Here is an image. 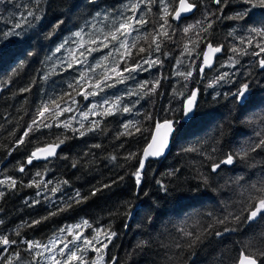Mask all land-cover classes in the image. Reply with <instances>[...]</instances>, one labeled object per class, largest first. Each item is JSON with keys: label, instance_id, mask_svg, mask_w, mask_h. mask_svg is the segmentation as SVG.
Listing matches in <instances>:
<instances>
[{"label": "trees", "instance_id": "obj_1", "mask_svg": "<svg viewBox=\"0 0 264 264\" xmlns=\"http://www.w3.org/2000/svg\"><path fill=\"white\" fill-rule=\"evenodd\" d=\"M131 2L134 0H39L38 5L36 0L0 2V181L7 177L16 181L15 187L0 185L3 193L0 236L16 241L0 245V264H7L10 257L12 264H34V261L45 264L43 256L35 255L43 253L42 247L26 251V242L44 245L60 235L68 236L66 230H60L85 220L92 229L102 230L101 244H108L101 249L104 257L101 264H231V258L244 245H251L250 251L261 246L264 217L251 223L230 220L226 225H217L211 235L193 248L175 247L178 241L187 243L179 228L196 233L213 222L214 217L223 218L229 212L239 214L251 185L264 182V150L258 149L247 160L235 157L232 165H221L217 172L211 171L213 162L249 142H258L260 137L256 134L264 130V69L259 64L264 53L259 57L251 54L259 52L255 46L259 37L252 44L247 43L251 27H264V10L253 9L243 0H222L219 5L213 0H191L196 8L190 14L177 21L168 17L169 36L158 37L160 50L155 51L152 35L147 34L154 35L163 21L162 5L153 0L151 4H141L137 10V16L144 13L149 22L127 37L129 42L138 38L131 57L121 59L123 49L115 52L112 44L104 48L99 40L96 45L82 40L83 50L90 47L98 50L87 53L81 63L69 59L75 32L91 27L86 36L102 40L103 33L118 26L123 17L132 15L128 10ZM176 2L165 0L170 10ZM246 8L249 14L243 20L229 18ZM27 10L36 11L41 19L29 18L31 26L16 29L20 35L4 36L22 14L27 15ZM60 21L63 23L53 31ZM189 25L194 27L185 33ZM145 35L147 39L143 38ZM208 42L220 46L222 51L199 76L200 55ZM61 44L65 47L56 52ZM140 47L147 51L140 53ZM233 47L246 49L248 54H234ZM157 58L160 62L152 67L144 63ZM96 60L102 65L101 69L96 67L100 69L98 76L91 71ZM69 62L73 63L72 68L67 67ZM137 63L141 68L124 72L128 78L123 83H117L111 73L112 78L106 82L111 87L102 84L103 91L92 87L97 79H102L106 69L118 65L123 71ZM188 71L192 76L187 79L178 75ZM224 73L227 77L218 80ZM157 80L159 85L149 93ZM144 82H148L147 87L140 89ZM243 83L249 84V91L247 100L240 103L232 94ZM23 88L30 90L21 92ZM90 91L98 94L87 98L78 94ZM192 91L197 92L196 105L192 118H185L182 101ZM64 93H70L71 98ZM62 95L63 101L58 100L61 108L72 110L55 120H46L50 127L34 125L24 143L18 144L37 118V110ZM117 98L121 110L110 116L102 115L109 106L104 101L110 104ZM123 106L131 111L123 112ZM93 108L94 112L90 111ZM84 113L87 119L83 118ZM149 115L151 120L146 119ZM164 119L175 122L169 150L162 157L145 161L137 187L132 173L150 136L143 129L150 131L157 120ZM93 121H99L100 127L87 131L93 127ZM128 122L135 125L128 129L134 134L121 135L125 132L123 125ZM65 123L70 127H64ZM136 127L142 131L136 132ZM81 131L85 135L81 136ZM60 141L63 143L54 156L27 163L37 147ZM190 146L199 151H184ZM130 153H135V157L126 159ZM21 166L23 172L19 170ZM201 173L209 177L207 186L199 179ZM95 189L100 190L93 195ZM77 192L87 199L81 200ZM224 227L235 231L225 233ZM215 230L223 234L217 237ZM105 231L116 233L111 242L103 234ZM142 241L146 243L141 245ZM16 252L20 253L19 259L14 256Z\"/></svg>", "mask_w": 264, "mask_h": 264}, {"label": "snow or ice", "instance_id": "obj_2", "mask_svg": "<svg viewBox=\"0 0 264 264\" xmlns=\"http://www.w3.org/2000/svg\"><path fill=\"white\" fill-rule=\"evenodd\" d=\"M0 2H3V0H0ZM37 5L39 4V0H36ZM153 0H134V2H131L128 5V10L131 11L132 15L123 17V19L119 22L118 26L112 27L107 33H103V39L100 40L99 37H96L94 39H90L89 43L92 45H96L98 40L101 47L107 48L109 47V44L113 45V50L115 52H120L121 49H123V52H120L121 59L129 58L132 55L131 49L136 47L137 45V39H133L131 42L127 39L129 35L133 31H139V28L146 25L149 21L146 19V16L144 13H141L137 16V10L140 8L141 4H151ZM160 4L162 5L161 11L162 15L160 19L163 21V23H160L158 25V28L155 30V34L148 33L147 35H152V44H155V51L160 50V43L158 42V37H165L168 38L169 33L167 31V28H170L171 25L169 24L168 17L171 16L172 19L178 20L182 13L190 12L194 8H196V4L191 2V0H178V6L174 7L170 10L169 4L165 3V0H159ZM214 2L219 5L221 4L222 0H214ZM243 3L246 5H250L251 8H259L264 10V0H243ZM26 7V6H25ZM151 9L149 8V12ZM249 14L248 9L246 8L242 12L236 13L233 17H229L230 19H236V20H243L247 15ZM99 15V13L97 14ZM29 18L35 19L39 21L41 19V16L37 14L36 11L33 10H27V15H21L18 22L15 23L14 27L10 29L8 32L4 33V36H16L20 35L19 32L16 31V29H21L24 25L31 26V20ZM107 18V17H106ZM60 23H63V21H60L57 25L54 26L53 31H55L56 28L60 26ZM200 23V22H198ZM194 26L189 25L184 29L185 33H188L192 30ZM208 27H211V24L208 25ZM203 31H207V29H203ZM249 37L247 39L248 44H252L253 39L255 37L260 38V42H258L255 46L259 49V52H253L252 55L260 56L261 53H264V27H251L249 30ZM51 35V33H50ZM147 35H145L143 38L147 39ZM74 36L77 38H80L82 36L81 31H77L74 33ZM77 42L78 41H74ZM242 43L244 41H241ZM67 43V42H65ZM118 44L119 47H115V45ZM65 45L61 44L59 47H57L56 52H59L61 48H64ZM79 47H83V44H79ZM98 48L90 47L87 48L86 51L91 54L93 51H97ZM147 51L144 47L139 48L140 53H144ZM185 51L188 52L189 50L187 47L185 48ZM222 51V48L220 46H214L211 42L207 43V50L203 52V63L200 66V71L203 72L205 67H208L212 64V57L215 53H219ZM231 51L239 54H248L246 49H238L236 47H233ZM191 53L189 52V55ZM80 57H84L85 53L80 52ZM109 56L112 55L110 52L108 54ZM70 59L71 61L75 63H81L82 61L77 58L75 55V51H71L70 53ZM103 59H107V57H104ZM232 57H229V60H231ZM159 58L156 60H145L144 63L148 64L149 67H152L156 63H159ZM179 62V61H178ZM260 67L264 69V58L259 60ZM101 65L98 63L95 67H91V71H95L96 67H100ZM68 68L73 67V63L69 62L67 64ZM141 68L140 64H136L135 67H125L123 71L119 70V66H113L110 70L106 69L102 74V79H97L95 83L92 85V87L99 89L100 91H103V88L101 87L102 84L105 86L111 87L112 85H108L106 82L111 79L112 77L109 76V71L113 73L116 77L117 83H123L124 80H126L128 77H125L123 75L124 72H134L137 69ZM178 75L184 76L185 79L192 76V72L188 71L187 73H178ZM227 73L222 74L217 79L223 80L227 77ZM84 74H81V79H83ZM80 81H77V84H79ZM148 85V82H144L143 84L139 85L140 89L146 88ZM159 85V80L155 81L152 84L151 89H149L150 92H154L156 87ZM69 87L72 88L73 85L69 84ZM29 88H23L20 91L25 92L29 91ZM249 91V84L243 83L239 87V89L233 93V97L240 103H243L247 100V93ZM80 95H84L85 98L87 96L92 95L95 96L98 93L96 91H90L87 93L80 92L78 93ZM135 94L134 92H129V95ZM148 94V93H145ZM63 95H68L70 97V93H64ZM63 95L58 98H53L49 102L45 103L41 108L37 110V118H34L32 121V124L28 126V129L24 132L23 136L19 138L17 141L18 144L24 143V138L29 135V133L33 130V126L35 125L37 128L42 124L44 127H50L51 125L48 123H45L48 119L55 120L57 117L63 114V112L71 111L72 109L70 107L61 108L60 103H58V100L63 101ZM179 95L183 96V93H180ZM196 97L197 92L192 91L190 95L186 97L182 101V110L184 112L185 118H192V114L194 112V108L196 105ZM71 98V97H70ZM73 103H75V100L73 99ZM105 104H108L109 106L104 109L102 115L104 116H110L113 115L114 112L120 111V98H117L116 101H113L109 104L107 100L104 101ZM95 107V106H94ZM90 111L94 112V108L90 109ZM123 112H129L131 109L128 106H123L122 108ZM84 119H87V114H82ZM146 119L151 120V115L147 116ZM93 127L87 129V131H93L100 127L99 121H93L92 122ZM175 122L173 120L164 119V120H157L154 124V127L149 131V129L145 128L143 131L149 132L150 140H147L146 146L143 149V154L139 158L138 167L136 168L135 172L132 173V175L135 177V183L137 187L141 184L142 179V173L145 168V161L149 157H159L162 156L166 149L169 146L171 137L174 133L175 129ZM64 127L68 128L70 127V124L65 123ZM84 125L81 124V128H83ZM125 132L121 133V135L127 134V135H133L134 133L131 131H128V129L135 127L133 122H128L123 125ZM136 132H141V128L136 127ZM80 135H85V132L81 131ZM259 138L258 142H249L243 146H241L238 150H236L234 153L228 154L224 159L219 160V162H213L211 164V171L213 173L217 172L218 169L221 168V165H232L234 163L235 157H239L241 160H247L251 157V154L253 152H256L259 150H264V130H261L260 132H257L256 134ZM63 141H60V143H52L47 144L44 147H37L31 155L28 157L27 163L31 164L34 159H40V158H47L54 156L56 154V149L62 144ZM95 147H99V145H95ZM184 151H199V149L195 146H190ZM215 151V149L213 150ZM135 153H130L126 159H131L135 157ZM209 159H212V157L209 155ZM112 159H115L113 156ZM76 166L75 164L73 165ZM21 172L24 171L23 166L19 169ZM173 173H169V175H172ZM39 175V174H37ZM123 179V177H121ZM199 179L201 182L207 186L209 184V177L208 175L201 173L199 176ZM7 183L8 186L15 187L16 181L12 179L11 177H7L6 180L0 181V185ZM64 183H67L65 181ZM158 184H160V181H157ZM110 185H104V187H109ZM162 188H164L163 185H161ZM100 189L93 190V195L96 194L97 191ZM166 191L167 189L164 188ZM53 191H56V189H53ZM39 194V193H38ZM3 193L0 192V196H2ZM77 197H80V193H76ZM81 200L87 199V197H80ZM79 202V201H78ZM246 213V215H245ZM54 214V213H53ZM128 215H131V213H127ZM212 214L209 213V216ZM257 217H264V182H260L259 184H253L251 185V191L248 194L247 201L244 202V205L241 209V212L239 214L234 215L233 213L229 212L227 215H225L223 218H213V222L207 224L206 227L202 228L200 231L193 233L192 231L187 230V228L181 227L178 229V231L181 233V237L187 241L186 244H182L180 241H178L175 245L176 248L181 247H188L193 248L197 244L202 243L203 240L206 238L207 235H211L213 233V230L216 229L217 225H226L230 220L234 223H251L252 221L256 220ZM40 221H34L33 223H39ZM199 222L197 221V224ZM83 226L90 227L88 224V221H83ZM195 226V225H193ZM75 228H80L81 225H75ZM68 231L69 234H72V227H69L67 229H61L60 231ZM96 235L92 236L91 238H88L86 236H83L82 233L76 232L73 236V241H70L68 243H64L63 248H60V254L64 255L65 249L69 248V243H73L74 241L83 239V244L78 247L77 250H71L69 249L66 259L63 261L56 258L55 255H50L47 257V259L51 262V264H101V261H103V254L101 249H106L108 247L107 243H102L99 240V236L101 235L100 229H94ZM229 231H235V229H230L228 227H224L223 232H229ZM107 240L111 242L112 238L116 235L115 232L111 231H105L103 233ZM215 236L220 237L223 233L220 230L214 231ZM17 235H19V232H17ZM262 235V243L259 248H257L255 251H250L249 248L251 245L246 244L244 245L241 250L238 252L237 255L231 258V264H264V260H258V257H264V234ZM95 241L96 244H101V247H96L93 243ZM16 241L10 240L6 236H0V245H9V244H15ZM28 248L26 251H31L33 249H39L43 247L45 250L51 252L55 248V243L52 242L51 246L48 245H41L39 242H33V241H27ZM146 242H141V245ZM141 245H138L141 246ZM75 246V245H74ZM89 249H91L94 252L100 253V255L97 256V258L92 259L90 262L85 260L84 253H86ZM36 256H43L42 252H36ZM14 256L16 259H19L20 253L16 252L14 253ZM115 259V258H113ZM7 264H12V258L10 257L7 261ZM34 264H38V262L34 261Z\"/></svg>", "mask_w": 264, "mask_h": 264}, {"label": "rangeland", "instance_id": "obj_3", "mask_svg": "<svg viewBox=\"0 0 264 264\" xmlns=\"http://www.w3.org/2000/svg\"><path fill=\"white\" fill-rule=\"evenodd\" d=\"M90 30H92L91 27H88V29H86V30H80L82 32V36L80 38L76 37L75 40L78 41V43L75 42L74 45H73L74 48L71 50V51H73V50L75 51V55H78V58H80V60L82 59V57H80L79 53L80 52H84L85 55H86L88 52L86 50H83V47H79V44H82V42H81L82 40H90L89 37L86 36V34L89 33ZM91 39H94V38H91ZM70 53H69V59H70ZM67 56H68V54H67ZM97 64H98V62L96 60L95 65H97ZM114 66H116V65H114ZM101 68H102V65L100 66V69ZM100 69L95 68V71L92 73V75L98 76L99 75L98 72H99ZM109 74H111L110 71H109ZM76 225H81V227L77 229V228L74 227L75 225L72 226V234L71 235L69 234L68 231H66V234L68 233V236L60 235L58 237H55V238L51 239L46 244H44V245L51 246L52 242L55 243V248L51 252L45 250L43 247L41 248L42 251H43V260H44L45 264H51V262L47 259V257L50 256V255H55L57 259L63 261L64 259H66V256H67V253H68L69 249L77 250L78 247L83 244V239L74 241L73 243H69V248L65 249L64 255L60 254L59 249L63 248L64 243H68L70 241H73V236H74V234L76 232H80V233L83 234V236H86L88 238H91L92 236L96 235L94 229H92L91 227H85V226H83V223H78ZM99 240L102 242V233L99 236ZM93 243L95 244L96 247H101V244H96L95 241ZM98 255H100V253L94 252L91 249H89L86 253H84V258H85V260L90 262L92 259L97 258ZM77 264H78V262H77Z\"/></svg>", "mask_w": 264, "mask_h": 264}, {"label": "water", "instance_id": "obj_4", "mask_svg": "<svg viewBox=\"0 0 264 264\" xmlns=\"http://www.w3.org/2000/svg\"><path fill=\"white\" fill-rule=\"evenodd\" d=\"M213 2H214V0H213ZM214 3H215V2H214ZM177 6H178V0H177V2H176L175 7H177ZM192 11H193V10H192ZM192 11H190V12H186V13H182L181 17L190 14ZM181 17H180V18H181ZM173 20H174V19H173ZM175 21H177V20H175ZM206 50H207V43L204 45V47H203V49H202V52H201V55H200V63H199L198 69H197V71H198V75H199V76H201V74L203 73V72L200 71V66H201L202 63H203V52L206 51ZM219 53H220V52H219ZM219 53H215V54L213 55V57H212V64H211L210 66H208V67H205L204 70L209 69V68L213 65L214 57L217 56ZM184 117H185V116H184ZM153 127H154V126H153ZM148 140H150V136H149ZM146 143H147V142H146ZM145 146H146V144H145V145L143 146V148L141 149L140 157H141L142 154H143V149L145 148ZM168 150H169V146H168V148L166 149L165 153H164L162 156H164V155L168 152ZM162 156H159V157H162ZM140 157H139V158H140ZM159 157H149L147 160H149V159H157V158H159ZM47 158H48V157H47ZM44 159H46V158H40V159H34V160H44Z\"/></svg>", "mask_w": 264, "mask_h": 264}]
</instances>
